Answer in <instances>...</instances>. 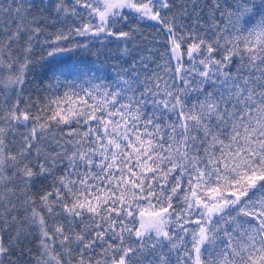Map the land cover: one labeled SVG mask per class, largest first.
I'll return each mask as SVG.
<instances>
[{
  "label": "snow or ice",
  "instance_id": "1",
  "mask_svg": "<svg viewBox=\"0 0 264 264\" xmlns=\"http://www.w3.org/2000/svg\"><path fill=\"white\" fill-rule=\"evenodd\" d=\"M0 264H264V0H0Z\"/></svg>",
  "mask_w": 264,
  "mask_h": 264
},
{
  "label": "trees",
  "instance_id": "2",
  "mask_svg": "<svg viewBox=\"0 0 264 264\" xmlns=\"http://www.w3.org/2000/svg\"><path fill=\"white\" fill-rule=\"evenodd\" d=\"M72 55H76V54H72ZM80 58H81V59H85V60H86V59H91L90 57H85V56H81Z\"/></svg>",
  "mask_w": 264,
  "mask_h": 264
}]
</instances>
